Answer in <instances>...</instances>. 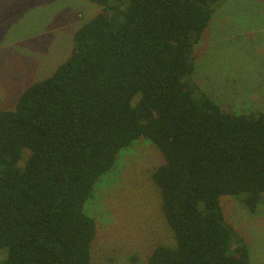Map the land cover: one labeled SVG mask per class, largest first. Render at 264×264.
I'll return each mask as SVG.
<instances>
[{"label": "trees", "instance_id": "1", "mask_svg": "<svg viewBox=\"0 0 264 264\" xmlns=\"http://www.w3.org/2000/svg\"><path fill=\"white\" fill-rule=\"evenodd\" d=\"M89 1L67 59L0 108V264H91L85 203L141 136L164 155L152 177L175 239L149 264H250L222 200L264 204V112L225 110L191 78L221 0Z\"/></svg>", "mask_w": 264, "mask_h": 264}, {"label": "rangeland", "instance_id": "2", "mask_svg": "<svg viewBox=\"0 0 264 264\" xmlns=\"http://www.w3.org/2000/svg\"><path fill=\"white\" fill-rule=\"evenodd\" d=\"M100 9L89 0H0V108H14L30 84L51 75L70 55L75 31ZM196 55L191 78L223 109L264 112V0H221ZM163 162L141 136L98 179L85 203L97 223L91 264H149L157 245L175 244L152 177ZM222 206L250 246V264H264V204L252 212L226 196Z\"/></svg>", "mask_w": 264, "mask_h": 264}]
</instances>
